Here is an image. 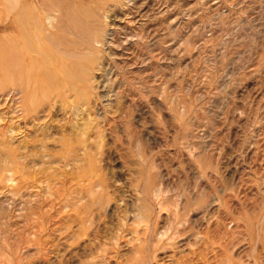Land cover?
<instances>
[{
  "label": "rangeland",
  "instance_id": "374dc122",
  "mask_svg": "<svg viewBox=\"0 0 264 264\" xmlns=\"http://www.w3.org/2000/svg\"><path fill=\"white\" fill-rule=\"evenodd\" d=\"M0 264H264V0H0Z\"/></svg>",
  "mask_w": 264,
  "mask_h": 264
},
{
  "label": "bare ground",
  "instance_id": "6f19581e",
  "mask_svg": "<svg viewBox=\"0 0 264 264\" xmlns=\"http://www.w3.org/2000/svg\"><path fill=\"white\" fill-rule=\"evenodd\" d=\"M18 65V64H17Z\"/></svg>",
  "mask_w": 264,
  "mask_h": 264
}]
</instances>
